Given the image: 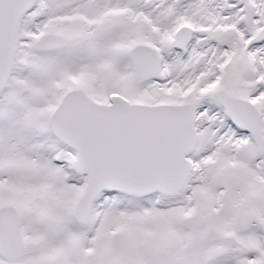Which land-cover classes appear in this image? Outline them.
<instances>
[{"label":"snow or ice","instance_id":"obj_1","mask_svg":"<svg viewBox=\"0 0 264 264\" xmlns=\"http://www.w3.org/2000/svg\"><path fill=\"white\" fill-rule=\"evenodd\" d=\"M0 264H264V0H0Z\"/></svg>","mask_w":264,"mask_h":264}]
</instances>
